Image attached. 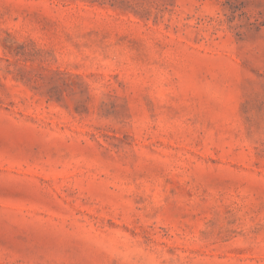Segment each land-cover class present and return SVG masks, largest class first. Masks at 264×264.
<instances>
[{"label": "rangeland", "instance_id": "obj_1", "mask_svg": "<svg viewBox=\"0 0 264 264\" xmlns=\"http://www.w3.org/2000/svg\"><path fill=\"white\" fill-rule=\"evenodd\" d=\"M0 264H264V0H0Z\"/></svg>", "mask_w": 264, "mask_h": 264}]
</instances>
